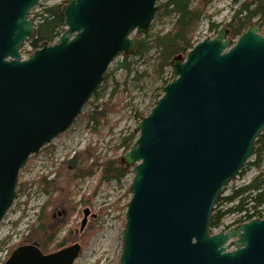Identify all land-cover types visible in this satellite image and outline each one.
Wrapping results in <instances>:
<instances>
[{
  "label": "water",
  "instance_id": "1",
  "mask_svg": "<svg viewBox=\"0 0 264 264\" xmlns=\"http://www.w3.org/2000/svg\"><path fill=\"white\" fill-rule=\"evenodd\" d=\"M40 1L0 0V224L29 158L72 127L158 11V0H69L58 42L23 59ZM229 35L223 27L173 58L172 81L120 159L133 174L120 264H264V217L210 233L218 198L264 133V36L255 25ZM90 217L86 208L81 231ZM81 250L24 245L5 264H74Z\"/></svg>",
  "mask_w": 264,
  "mask_h": 264
},
{
  "label": "rangeland",
  "instance_id": "2",
  "mask_svg": "<svg viewBox=\"0 0 264 264\" xmlns=\"http://www.w3.org/2000/svg\"><path fill=\"white\" fill-rule=\"evenodd\" d=\"M63 1L41 0L40 4L55 5L62 4ZM245 1L241 0V2L235 4L234 0H215L208 7L207 15L213 16L211 17L213 22L224 24L220 28L226 27V24L232 20L240 3ZM37 8L32 11V18H34L33 14L38 11L36 10ZM262 26L264 31V23ZM209 28L210 20L204 18L195 33V41L200 42L203 39L215 37L217 33L211 32ZM171 29V19H163L161 21L153 20L151 28L147 32H150L151 35H156L166 33ZM143 35L145 34L139 35L138 39L144 37ZM229 36L231 37V33ZM33 52V49L27 44L21 51V55L26 59ZM154 57L155 53L153 52L144 60L138 61L135 59V62H137L135 69L139 73H142L145 69H149L151 72ZM121 61L122 56H118L110 65L107 72L113 71L117 63ZM170 72V75L166 73L165 76L170 77L172 80L171 66ZM125 78L126 75L124 72L119 71L115 73V79L120 81V83ZM132 79L129 81L128 91H125V86L122 85L116 88L117 92L114 96H112L116 87L114 83L111 82L107 90L103 88L99 98H91L84 107L81 115L67 132L44 147L39 154L29 158L26 166L21 170L19 175L17 197L14 204L0 224V264H5L13 251L20 245H23L24 238L30 234L29 231L32 225L36 223L40 207L47 200V197L41 193L36 183L41 177H54L52 173L59 167L62 161L72 158L76 152L85 150L89 146L97 150V154L101 157V162L109 158L121 159L126 154L124 153V148H119V144L123 136L129 133L134 134V130L141 121L135 117V110H139L144 115H149L156 104V95H158L156 90L161 85V83L154 84L151 79L139 78L137 81H132ZM106 103L111 104V111L106 120L97 127V130L93 131L92 127L87 126V119H81V117H87L97 107L101 111ZM90 125L92 126V124ZM261 165V169H264V160ZM240 173L237 178L225 187L222 192L224 196L230 195L234 188L249 184L259 174V169L253 167L248 168L247 166L246 170L242 174ZM132 179L133 175L130 172V175L121 184L115 181L102 184L93 202L88 205L81 204V200L83 196L89 197L92 194L98 184L99 173L79 183L75 201L80 203V205L69 224L58 237V241H61L71 232V238L68 240L69 242L66 246H71L76 243L82 245V252L75 264H120L123 252L126 212L131 198V194L128 192L130 191ZM20 184L27 185L28 188L25 192H18ZM86 208H90L91 213L96 215V218H89L85 232L86 237H84V234L81 235L82 233L78 231L83 220V211ZM246 218V216H230L225 220L224 226L220 230L214 231V233L237 227ZM89 230L93 231L90 237H88ZM228 248L230 251L234 250V243L229 242ZM51 250H54V244L50 246Z\"/></svg>",
  "mask_w": 264,
  "mask_h": 264
},
{
  "label": "trees",
  "instance_id": "3",
  "mask_svg": "<svg viewBox=\"0 0 264 264\" xmlns=\"http://www.w3.org/2000/svg\"><path fill=\"white\" fill-rule=\"evenodd\" d=\"M69 0H64L62 4L44 5L40 4L33 14L37 22V34L29 43L33 51L39 49L43 43H54L65 30V19L62 15L63 5ZM215 0H159L158 12L155 21L163 19L172 20V29L166 33L151 35L145 33L144 37L139 38V44L134 56L122 57V61L117 63L115 69L107 72L104 78V85L95 93L93 98L98 99L102 89H108L110 83L116 85L113 95L117 92V87L125 86L128 91L129 81L141 79H151L154 84L161 83L157 88L156 102L162 96L163 88L171 82L170 62L174 57L186 54L196 43L195 36L199 24L208 18L210 20L211 32L217 33L222 24H217L207 15L208 7ZM241 0H234L238 4ZM264 0H246L234 13L232 20L226 24V28L231 33V38L239 37L251 26L256 25L259 31L264 34ZM155 53L151 72L145 69L139 73L135 68L138 61L144 60L152 53ZM122 71L126 78L122 83L115 79V73ZM149 72V73H148ZM167 77V78H166ZM111 104L106 103L101 111L99 107L88 115L81 117L87 119V126L92 127L93 131L106 120L111 111ZM144 113L135 110V117L141 120L145 117ZM92 124V126L90 125ZM137 137L129 133L122 137L119 148H124L127 153L136 141ZM256 154L240 174L246 170L247 166L259 169V174L247 185L234 188L230 195L219 197L210 222V232L220 230L224 226L225 220L230 216H237L245 213L248 221L262 219L264 216V133L260 135L256 143ZM99 173V181L89 197L83 196L81 204H91L94 197L104 183H122L130 170H126L119 159L109 158L101 162V157L97 150L91 146L85 150L76 152L75 155L61 162L59 167L52 173L54 177H41L36 183L41 193L47 197L46 202L40 207L36 218V223L32 225L29 235L24 238L23 245L37 244L43 253L49 254L66 247L71 238V232L61 241L58 237L63 229L69 224L80 203L75 201L79 183L87 178L94 177ZM27 185L20 184L18 192H25ZM129 194L130 191L128 192ZM87 229V228H86ZM86 230L81 234L86 237ZM90 237L93 231L89 230ZM54 244V250L50 251V246Z\"/></svg>",
  "mask_w": 264,
  "mask_h": 264
},
{
  "label": "bare ground",
  "instance_id": "4",
  "mask_svg": "<svg viewBox=\"0 0 264 264\" xmlns=\"http://www.w3.org/2000/svg\"><path fill=\"white\" fill-rule=\"evenodd\" d=\"M208 16L213 17L212 15H208Z\"/></svg>",
  "mask_w": 264,
  "mask_h": 264
},
{
  "label": "flooded vegetation",
  "instance_id": "5",
  "mask_svg": "<svg viewBox=\"0 0 264 264\" xmlns=\"http://www.w3.org/2000/svg\"><path fill=\"white\" fill-rule=\"evenodd\" d=\"M20 246H24V245H20ZM20 246H19V247H20Z\"/></svg>",
  "mask_w": 264,
  "mask_h": 264
}]
</instances>
